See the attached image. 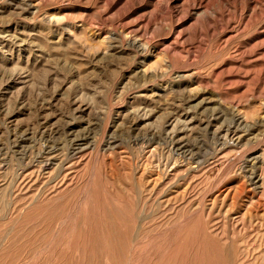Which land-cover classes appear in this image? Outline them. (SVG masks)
<instances>
[{"label":"rangeland","instance_id":"374dc122","mask_svg":"<svg viewBox=\"0 0 264 264\" xmlns=\"http://www.w3.org/2000/svg\"><path fill=\"white\" fill-rule=\"evenodd\" d=\"M263 175L264 0H0V264H264Z\"/></svg>","mask_w":264,"mask_h":264},{"label":"bare ground","instance_id":"6f19581e","mask_svg":"<svg viewBox=\"0 0 264 264\" xmlns=\"http://www.w3.org/2000/svg\"><path fill=\"white\" fill-rule=\"evenodd\" d=\"M243 115V114H242ZM242 115H238V117H237V120H236V124H235V126L233 127V125L231 126V127H233L232 129H229V131H228V133L226 134V136L225 137H222V138H220L221 139V148L222 147H224V146H227L228 144H229V146L231 145V146H233V147H237V146H239L241 143H242V141L244 140V137H245V134H243L244 132H248L250 129H248L247 128V120H246V118L244 117V116H242ZM251 127V126H250ZM243 132V133H242ZM216 133V132H215ZM223 134V133H222ZM217 135H219V134H217ZM221 136V135H220ZM219 139V140H220ZM171 150V149H170ZM222 150V149H221ZM173 153H175V152H173ZM177 153V152H176ZM174 155V154H173ZM178 158V157H177ZM175 161H177V159H175ZM179 162V161H178ZM177 162V163H178ZM196 164L197 165H180V167H187V169H189L190 171H197V170H200L201 169V171L203 172V174H204V176H205V178H209V171H210V169H211V167L210 166H202V165H199L200 163H198V162H196ZM167 165V164H166ZM175 165V164H174ZM251 165V164H250ZM253 165V164H252ZM43 166V165H42ZM179 166V165H178ZM172 167H173V165H172ZM245 167V166H244ZM251 167V166H250ZM249 167V168H250ZM165 168V167H164ZM247 168V167H246ZM167 169V168H166ZM244 170H245V173H247V175H245V176H247V180L248 181H250L253 185H256L258 182H259V180L262 178L263 179V177L262 176H258L257 174H256V172H250V173H248L247 172V169H245L244 168ZM163 172H164V170H163ZM258 173V172H257ZM167 174V173H166ZM166 174H164V175H166ZM260 174V173H259ZM159 175V174H158ZM157 175V176H158ZM163 175V176H164ZM169 175H170V172H169ZM169 175H168V177H169ZM170 176H172V175H170ZM244 176V177H245ZM264 176V175H263ZM165 177V176H164ZM167 177V176H166ZM167 177V178H168ZM177 177V176H176ZM165 179V178H164ZM158 183V182H157ZM259 184V183H258ZM244 187V186H243ZM237 191H239V190H237Z\"/></svg>","mask_w":264,"mask_h":264}]
</instances>
